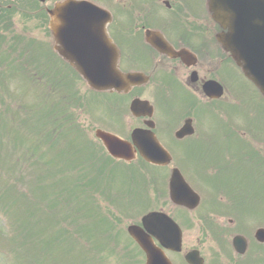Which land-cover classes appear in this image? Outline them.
I'll use <instances>...</instances> for the list:
<instances>
[{"label":"rangeland","instance_id":"1","mask_svg":"<svg viewBox=\"0 0 264 264\" xmlns=\"http://www.w3.org/2000/svg\"><path fill=\"white\" fill-rule=\"evenodd\" d=\"M91 1L118 5V0ZM12 2L14 9L13 4L5 7ZM27 4L29 13L19 12ZM0 6L6 10L0 11V264L144 263L122 229L154 197L147 185L166 181L168 173L123 167L106 158L95 141L93 147L91 128L105 96H96L80 76L63 70L52 57L41 60L38 46L49 49L51 37L40 20L46 16L44 6L34 0H0ZM157 18L167 23L165 11L158 8ZM2 45L23 54L28 69L16 70L21 66L8 62ZM220 75L227 85L247 83L240 74L236 80L228 68ZM233 91L234 103L216 108L213 102L205 124L217 127L218 138L226 124L216 119L217 110L227 120L236 118L263 152L264 104L258 103L257 116L251 118L250 93L239 87ZM162 109L166 115L173 111L172 106ZM98 114L107 121L123 117L118 110ZM245 142L239 136V144Z\"/></svg>","mask_w":264,"mask_h":264},{"label":"flooded vegetation","instance_id":"2","mask_svg":"<svg viewBox=\"0 0 264 264\" xmlns=\"http://www.w3.org/2000/svg\"><path fill=\"white\" fill-rule=\"evenodd\" d=\"M156 7L167 10V24L155 17ZM208 14L206 0H120L119 20L108 28L118 51V67L124 73L146 76V81L131 86L127 95H132L131 100L150 97L153 104L143 106L137 117L109 123L104 130L122 137L135 157L138 146L132 143V131L140 129L147 136L153 133L171 156L168 165L154 166L179 168L199 195L194 208L165 196L153 209L165 213L174 224L163 227L172 240L169 243L165 238L169 247L163 248L171 264H264V241L255 236L264 228V151L252 148L257 140L251 132L243 127L238 132L236 118L224 128L234 132L224 137L215 138L217 127L205 124L212 103L216 108L221 103L233 104L232 90L237 88L236 83L227 85L221 79L220 46L212 37L216 25ZM161 39L168 46L156 45ZM159 48L165 51L161 53ZM208 80L221 83L220 98L211 99L203 92ZM163 106H172L173 111L166 115ZM187 121L193 133L183 130ZM246 133L253 137L247 138ZM239 136L247 142L239 144ZM223 171L225 175L231 172L230 185L218 180L225 178L220 175ZM196 173H200L198 177ZM227 190L231 196H225ZM157 228L155 220L152 239L161 246ZM235 237L240 247L244 246L243 252L236 251ZM189 253L200 260L189 263Z\"/></svg>","mask_w":264,"mask_h":264},{"label":"water","instance_id":"3","mask_svg":"<svg viewBox=\"0 0 264 264\" xmlns=\"http://www.w3.org/2000/svg\"><path fill=\"white\" fill-rule=\"evenodd\" d=\"M44 2L46 0H39ZM210 6L214 11L215 19L223 26L228 27V33L221 38L226 50L231 51L237 63L243 68L245 75L260 87L264 93V0H210ZM101 9L85 0H65L55 4L49 14L52 17L51 28L53 31L58 27L57 21L70 22L73 28L78 29L75 23H83L85 28H92L100 16ZM108 18V17H107ZM104 18V21L107 19ZM103 21V22H104ZM75 22V23H74ZM78 38L79 31L74 35L68 34L63 38L66 42L69 37ZM94 44L93 42H91ZM97 63L103 62L104 70L94 71L95 68L87 65L79 66V71L88 80L91 86L97 89L116 88L120 89L123 81H134V76L123 77L115 65V55H106L104 58H94ZM208 91V89H207ZM210 92L216 93L213 90ZM136 104V103H133ZM108 151L115 157L119 155V141L112 135L104 132H97ZM144 157L147 160L161 162L165 156L153 149L151 146L144 148ZM178 180L176 173L173 174L171 182ZM171 196L175 200H182L183 186L171 184ZM151 214L143 219L149 221ZM129 233L138 241L146 253V264L166 263L163 255L157 254L150 244V240L141 229L136 226L128 228Z\"/></svg>","mask_w":264,"mask_h":264}]
</instances>
